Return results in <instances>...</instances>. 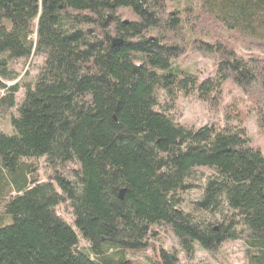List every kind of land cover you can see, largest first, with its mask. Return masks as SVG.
<instances>
[{
	"label": "trees",
	"instance_id": "1",
	"mask_svg": "<svg viewBox=\"0 0 264 264\" xmlns=\"http://www.w3.org/2000/svg\"><path fill=\"white\" fill-rule=\"evenodd\" d=\"M237 45L264 52V0H0V264H130L154 228L188 257L239 241L264 264V157L247 112L232 104L222 127L199 128L169 113L178 96L215 111L230 82L264 131V56ZM187 52L215 59L213 76L177 67ZM34 56L32 80L7 86ZM199 170L210 175L186 203Z\"/></svg>",
	"mask_w": 264,
	"mask_h": 264
},
{
	"label": "rangeland",
	"instance_id": "2",
	"mask_svg": "<svg viewBox=\"0 0 264 264\" xmlns=\"http://www.w3.org/2000/svg\"><path fill=\"white\" fill-rule=\"evenodd\" d=\"M235 52L240 57H247L249 55L264 56V52L254 49H247L241 45L235 47ZM213 58L204 57L199 54L187 52L185 56L178 59L174 64L180 69L195 74L199 81L212 77L214 72ZM42 62L41 57L34 56L28 59L24 66L16 64L19 78L13 83H6L7 86H12L20 79L30 81L36 75L37 70ZM22 90H20L16 98L21 97ZM2 95V93H0ZM221 99L218 108L215 111L209 109L208 105L196 99L195 96H178L173 109L169 111L176 121L180 124L199 128L205 125L223 126V113L232 104L236 106L239 112H247V120L245 122V130L251 140V144L257 147L264 157V131H259L256 125L254 113L251 111L250 102L247 97L243 95L237 88L231 85L230 82H225L222 87ZM160 106L163 99L160 98ZM162 107V106H161ZM8 114L0 111V130L5 133H10L8 125ZM36 179L38 182H44L49 179L50 171L45 169L43 159L37 161L35 166ZM65 174V173H64ZM67 176V174H65ZM210 172L206 170H199L196 172L195 181L193 182L192 190L184 195L186 203H191L200 198V186H202L208 179ZM198 187V188H196ZM185 210V208H183ZM56 213L66 223H72V215L67 204H61L56 208ZM153 237L148 240L149 245L153 249H147L145 253L138 256L126 255L125 262L130 264H150L148 261H154L156 264H163L162 256L165 255L171 264H247L244 253V246L239 241L225 242L215 252H206L195 248L194 252L188 257L177 245L176 239L167 228H154ZM79 249L87 248V244L79 238Z\"/></svg>",
	"mask_w": 264,
	"mask_h": 264
},
{
	"label": "water",
	"instance_id": "3",
	"mask_svg": "<svg viewBox=\"0 0 264 264\" xmlns=\"http://www.w3.org/2000/svg\"><path fill=\"white\" fill-rule=\"evenodd\" d=\"M118 43L120 44L121 41H120V40H114V41H113V44H118ZM119 197H120V198L122 197V192H120Z\"/></svg>",
	"mask_w": 264,
	"mask_h": 264
}]
</instances>
